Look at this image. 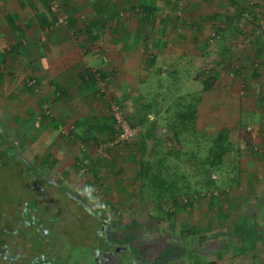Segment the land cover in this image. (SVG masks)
<instances>
[{
	"label": "rangeland",
	"instance_id": "1",
	"mask_svg": "<svg viewBox=\"0 0 264 264\" xmlns=\"http://www.w3.org/2000/svg\"><path fill=\"white\" fill-rule=\"evenodd\" d=\"M47 1L44 9L46 14L49 12V16H52L48 9L52 0ZM57 1L69 16L70 23L67 26H55L74 30L70 40L81 51L83 68L91 74L103 75L105 89L102 92L97 84L86 82L82 87L84 89L77 95L76 86L80 82L70 75L62 83L68 84L69 92L76 96H63L60 84L39 79L36 74L17 78L10 73L12 67L0 72L2 137L17 144L21 158L33 168L34 173L37 170L52 184L61 186L55 188L46 185L33 172L21 168V163L16 164L13 172L0 171V220L20 225V234L8 239L12 256H19L22 262L32 264L35 252L30 249L31 246L41 248L37 241L39 236L34 231L31 232V239L25 240L20 236L27 232L23 228L26 220L24 212L26 204L30 202L31 209L35 211L31 212V216L40 219V215H45L50 217L48 220H55L53 238L49 240V245L44 244L49 256L55 261L52 264H61L62 257L67 264H75L72 260L75 256L90 252L97 245L91 239L95 228L87 221L94 216L92 212L114 222L118 235L128 239L147 264H224V258L220 259V255L230 249H217V244L224 247L228 243L234 246L232 249L248 244L250 250L254 244L264 243L258 241L264 238V88L258 90L256 81L247 77L250 70L260 69L259 62L251 60L245 67L241 65L240 56L231 62L224 60V57L221 59L210 45L215 44L224 33L215 35L217 29L209 21L200 19L204 15H199L200 10L194 9L196 0H148V5L142 0ZM143 6L153 11L152 18L142 10ZM260 15L262 18L259 21L251 15L240 19L244 24L255 27H252L253 37L237 44L241 46H237L238 49L246 48L264 35V12ZM75 16L78 17V26L82 28L80 30L75 26ZM98 20L102 22L103 28L96 27V32L88 31L89 26L99 24ZM115 26V38L118 41L113 43L117 47H100L98 44L112 40L114 33H109V29ZM48 34V31L42 30L38 34L39 42H48ZM99 34L100 39L92 40V36ZM173 37L181 41L176 42L175 46L163 45L165 42L174 44ZM190 37L200 39V47L196 51L199 53L194 57L189 54L192 51L188 49ZM208 39L212 42L204 47ZM141 43L144 47L141 49V64L136 62L137 55L120 57L124 48L125 52L128 50L127 47L131 52L139 51L135 46ZM119 44L125 47L120 48ZM221 44L224 45V38ZM92 45L98 48L92 50ZM131 46L134 48L131 49ZM7 48H0V55L11 49ZM209 53L214 54V58L211 59ZM91 59H96V69L90 64ZM240 66L244 71L241 72ZM200 71H213L223 76L205 95L202 93V82L208 80L210 74H196ZM224 77L229 79L226 82L230 81L231 88L225 87ZM30 80L36 81L34 88L28 86ZM174 83L178 94L176 92L173 100L153 121L157 122L156 135L170 156L173 165L171 173L175 181L189 187L192 193H197L193 194L196 198L192 205L176 208L166 205L160 210L157 203L149 204L144 200V204L139 195L140 138L144 129L135 141L121 147L105 150L101 146L110 143L115 137L112 104L122 108L130 125L135 124L139 105L153 99L156 94L164 92L163 88ZM226 93H231L230 97ZM198 94L201 99L197 102L199 115L195 132L199 134L197 139L200 145L190 134L183 135L180 142H176L168 129V125L175 120L176 105L181 98ZM252 113H257L259 117H254L256 115ZM36 114L40 116V120L35 121L36 130L28 137H23V127ZM43 115L47 118L42 119ZM234 124L242 125L246 133L240 154L243 186L230 188L227 178L217 174L210 178L212 181L214 176L215 181L205 184L200 177L202 170L190 160V154L193 151L198 157H205L218 133ZM249 127L252 129L250 133L246 131ZM66 133L69 135L66 136ZM1 141L2 149L11 148V144ZM80 164H90L92 171L85 166L80 169ZM201 180L203 186L199 184ZM69 191L89 206L92 212L84 211L83 204L68 198ZM191 192L189 194L193 196ZM16 201L18 203L12 206ZM42 206H46L51 216ZM170 213L173 217L165 219V214ZM48 223L44 221L41 228L49 231L51 225ZM189 229L196 231V234L190 235ZM238 234L245 237V241L236 238ZM254 234H259V237L251 240ZM129 257V253L120 257V263ZM247 259L251 258L247 256ZM79 262L89 263L86 259H80Z\"/></svg>",
	"mask_w": 264,
	"mask_h": 264
},
{
	"label": "crops",
	"instance_id": "2",
	"mask_svg": "<svg viewBox=\"0 0 264 264\" xmlns=\"http://www.w3.org/2000/svg\"><path fill=\"white\" fill-rule=\"evenodd\" d=\"M142 1H145L147 3L145 4L143 2V4L148 5V0ZM159 2L162 1L159 0ZM195 2L196 3L194 9L200 10L199 15H201V13H203L204 15L200 19L209 21L212 26H214V29H217L220 33H224V36H221L219 34L221 38L217 42H215V44H213L214 46L210 45L212 49L216 51V53L220 54L219 57L221 59L224 57V60L230 62L233 61V59H235L236 57L240 56L242 58L241 65L245 67L248 66V62L251 60L259 62L260 69L256 71L250 70L251 73L249 72L247 74V77L249 78V80H255V84H257L256 88H258V90H262V87L264 88V35L252 42L246 48H242L241 50L240 48L238 49V47L241 46H238L237 44L243 43L244 40L250 39L251 36L253 37L254 28L252 27H255L251 26V24L248 23L244 24V22H241L242 20L240 19L251 15L254 20H261L262 15H260V13L264 12V0H196ZM47 3V0H0V48L5 49L6 47H11L12 49H9L5 52V54L0 55V67L3 65V67H1L2 69L0 68V72L5 69L9 70V68L12 67L10 73H12L17 78L20 77V75L22 76L26 74H36L39 79L48 80L54 83L56 82L58 85L60 84V87L66 94V96H71V94L72 96H76V94H74L73 92H69L68 84L62 82L65 81L70 75L74 79L78 80L80 83H77L76 89H78L77 95H79V92L84 89L82 88L85 84L84 81H88V71H85V69L83 68V63L80 56L81 51L78 49V46L72 43L70 40V35L74 30L68 27H56L54 18L52 16H49V12H47L46 14V10L44 9V6ZM204 10H206V12H204ZM74 21L76 23L75 26H77L76 28H78L79 30L82 29L78 26V17L75 16ZM98 23L99 24L96 26L94 24L89 26L91 28L88 27V31L93 30V32H96V27L103 28L102 22L98 20ZM116 29V26L109 29V33H114L112 35V40H109L108 42L106 41V44L98 45L104 48L117 47L113 43H117L118 41V39L115 38V32L117 31ZM42 30H46L49 32V41L46 43H41L38 40V34L42 32ZM83 31L84 30H82V32ZM98 33H101V31H98ZM95 38L100 39V34L98 36H92V40H95ZM223 38L224 45L221 44V40ZM172 39L174 41V44H168V42H165V44L163 45L175 46L176 42L179 43L181 41H179L175 37H173ZM190 39L188 42V49L192 51H190L189 54L194 57V55H197L199 53L196 51H198L197 49L200 47V43L198 41L200 39H195L193 37H190ZM164 41H167V39H165ZM100 42L101 41H99V43ZM210 42L212 41L210 40ZM210 42L209 39L208 41H206V43L204 42V47H206V45H209ZM12 44L13 46H10ZM96 47L98 48V46L92 45V50H94ZM124 47L125 45H120V48ZM136 47H138L139 50L137 52L134 50H132V52L129 51V47H127L128 50L125 52L124 48V51L120 54V57L124 56L126 58H129L131 56L137 55L136 62L137 64H141V49L144 48L143 43L135 46V48ZM133 48L134 46H131V49ZM116 55L118 54L116 53ZM138 56L140 57L138 58ZM208 56H210L211 59L214 58V54L209 53ZM243 59L245 60L243 61ZM90 61V64L96 69V59H91ZM130 63H132V61ZM36 66L41 68L39 69ZM242 71L244 70L241 69V72ZM211 73H213V71H208L206 73H202L200 71L196 74L200 76L204 74H210L208 76L209 78L207 79L215 77V84L219 82L220 77H223L222 75L218 76L216 73H213L211 75ZM193 78H197V75ZM228 80L229 79L227 77H224V85L225 87L231 88V86H229L230 81L226 82ZM256 88L255 91H257ZM226 89L228 90V88ZM205 94L206 93H204V95ZM226 95L230 97L231 93H226ZM224 107H227V105L224 104ZM227 110L228 109H226V111ZM197 111L199 115V109H197ZM254 114L256 115L254 117H259L257 113ZM237 125L238 124H234L231 128L229 126H226L224 128L232 130ZM258 235L254 234L251 240H255ZM236 238L241 239L242 241H245L246 239L239 234L236 235ZM258 241H264V238H260ZM232 247L234 246L228 243L224 244V251L230 249L227 253L224 254V264H255L254 262L264 264V243L254 244L253 249L250 250L248 249V244L241 245V247L237 246L238 249H232ZM249 253L251 255H249ZM247 256H249V258L251 259H247ZM254 258L256 259V261H254ZM232 260H236V262L233 263Z\"/></svg>",
	"mask_w": 264,
	"mask_h": 264
},
{
	"label": "trees",
	"instance_id": "3",
	"mask_svg": "<svg viewBox=\"0 0 264 264\" xmlns=\"http://www.w3.org/2000/svg\"><path fill=\"white\" fill-rule=\"evenodd\" d=\"M48 9L50 10V7ZM142 10L146 11L148 13V17L152 18L151 13L153 11L149 7L143 6ZM219 33L220 32H218L217 30L214 34L219 35ZM87 76L88 81H84V83L90 82L91 85L97 84L94 74L88 72ZM101 77L104 78L103 75H101ZM215 81V77L204 80L202 82V93L210 92L214 88ZM172 85L173 86L168 85L165 89L163 88L162 90H164V92L156 94L153 99L146 100L143 104L139 105V108L136 112V123H132V126L137 125L144 129V133L140 138L141 161L138 179L139 195L144 204L146 202H144V200H147L146 203L149 204L157 203V206L160 210L166 205H168V207L171 206L172 208L192 205V202L196 198L193 194L197 193L195 191L192 193L188 189L189 187L187 188L184 184L180 185L175 181L173 174L171 173L173 165L170 163V156L168 152L164 150V148L162 147V141L156 135L157 122L153 120L157 118L162 111H164L167 103L173 100V96L177 91L174 89L176 88V84L174 83ZM62 95L65 96L66 94L62 92ZM200 99L201 96L199 94L187 95L185 98H181V101L177 103L175 120L168 125V129L173 134V138L176 142H180V138L183 135L190 134L196 139V142L199 143V140L197 139L199 137V134L195 132V124L198 116L197 102H199ZM43 118L47 117L43 115L42 119ZM150 118H152V120H150ZM36 120H40V116H38V114L33 116L31 121L26 124L25 127H23V137H28L32 132L36 130ZM39 122L40 121H38L37 123ZM39 126L40 125L38 124V127ZM73 129L75 130V127H73ZM1 134H3L2 130H0V171L8 170L9 172H13V168L16 166V164L21 163V168L24 167L23 169H25L26 171L33 172V168H31V166L28 165L23 158H21V153L17 144L7 137H2ZM245 134V129L240 124H238L232 130L222 129L218 133L216 138L212 140L211 147L208 148L207 155L205 157H198L196 155V152H191L190 160L192 162H195L194 165L196 167L201 168L202 172L200 173V177L205 184H209L210 182L215 181L213 179L211 181L210 178L213 174H217L220 177L227 178L226 180H228V182H226L228 184V187L230 188H239L243 186L244 182L243 173L241 170L240 154L245 144ZM1 139L5 140L6 143L11 144V148L2 149L3 143ZM199 145L200 143L198 144V146ZM84 152L85 151L83 150L82 153ZM80 166V169H82L85 164H80ZM85 167L89 171H92V169L90 168V164L86 165ZM88 170L86 171L88 172ZM34 174L37 175V177L40 178L41 181H43V183H45L46 185L55 187L54 184L47 181L46 177H44L43 174H41L37 170ZM19 177H15V179H19ZM202 180L199 181V184L203 186ZM190 192L193 196H190ZM68 195V198H70L72 201H75L72 196L74 194L69 191ZM185 200L186 203H184ZM18 201L14 202L11 205L13 206L15 203H18ZM29 204H26L25 206L27 217H31L30 212L32 210V203L30 202ZM83 209L86 212H90L85 206H83ZM165 215V219L173 217V214L171 213ZM5 229L7 231H11L10 227L5 226ZM6 230L4 231L2 229L0 220V264L6 262H9L10 264V260L13 257L11 254L12 249L10 248L7 240V236L9 234L6 232ZM189 234L194 235L196 234V231L189 229ZM37 241H39L41 245L40 247L43 248L44 241L40 239V236L38 237ZM218 242L219 240L217 241V243ZM217 249L224 250V247H222V245L220 244H217ZM89 253L90 252H87L83 255H80L79 257L75 256L73 259H71L75 262V264H79L80 259H86L89 262L88 264H93ZM220 257V259H223L224 253H222ZM50 258V262L55 263V261H53L54 259L52 257ZM254 261H256L255 258ZM254 263L260 264L256 262ZM61 264H67L66 260L63 257L61 258ZM209 264H215V262H210Z\"/></svg>",
	"mask_w": 264,
	"mask_h": 264
},
{
	"label": "flooded vegetation",
	"instance_id": "4",
	"mask_svg": "<svg viewBox=\"0 0 264 264\" xmlns=\"http://www.w3.org/2000/svg\"><path fill=\"white\" fill-rule=\"evenodd\" d=\"M46 177V176H44ZM47 181L51 182L46 177ZM55 185V188H59L61 186ZM69 194V192H67ZM73 199L75 201L73 202H80L83 204L90 212H92L89 208V206L85 205L82 200L75 195H72ZM38 207V206H37ZM43 209H45V212L49 213L46 209V206H42ZM40 208V209H42ZM31 212H35L34 209L31 210ZM30 212V215H31ZM25 213V219L23 228L27 230L26 234L21 233V237L25 238V240H28L29 238H33V234L31 232H35L40 236V239L44 241L43 243V248L37 249L32 247L31 248L35 252L34 259L32 261V264H52L50 262L51 258L48 254V251L45 249L44 244L49 245L51 240L53 238L54 233H52V228H55L54 226L55 220H48L50 217H45L40 215V219L45 220H40L39 218H36L35 216L27 217L26 212ZM94 216L90 218L91 220H87L90 224L92 223L94 228V233L92 236V240L97 242V245H94L92 249L90 250L89 256L93 262V264H147L143 257L138 254L137 250L134 248V246L130 243V241L127 239L125 240L122 236L118 235V229L117 226L114 222L108 221L99 215L95 214V212H92ZM49 216L50 213H49ZM30 219V220H29ZM59 220V219H58ZM49 222L48 225H51L49 231H46L45 229L41 228L43 227V222ZM12 222V220H11ZM95 222V223H94ZM6 222V220H1V226L2 229L5 231V226L10 227L11 231L6 232L9 234L7 236V240L9 239L10 236H18L20 225L18 223H10ZM65 224V223H61ZM39 227V228H38ZM13 230V231H12ZM19 236V237H20ZM24 240V241H25ZM26 244V242H24ZM12 252V251H11ZM129 253L130 257L128 260L125 262L120 263V257L125 256V254ZM61 260V258H60ZM10 264H28L27 262H22V258L19 256H13L12 259L10 260ZM9 264V262H7Z\"/></svg>",
	"mask_w": 264,
	"mask_h": 264
},
{
	"label": "built area",
	"instance_id": "5",
	"mask_svg": "<svg viewBox=\"0 0 264 264\" xmlns=\"http://www.w3.org/2000/svg\"><path fill=\"white\" fill-rule=\"evenodd\" d=\"M50 12L55 17V25L57 26H67L69 23V16L62 10L60 3L57 0H52L50 2ZM214 40H216V36L213 35ZM97 85L100 87L102 92H104L105 84L100 74L94 73ZM36 85L35 80H30L28 82V86L31 88H34ZM111 112L112 116L115 122V137L110 142L103 146H101L102 149L107 150L108 148H114V147H121L122 145H125L127 143H131L136 140L137 137H139L143 130L140 126H132L128 123L127 119L123 115L122 108L117 104H112L111 106ZM247 132H251L252 129L249 127L246 129ZM66 136L69 135V133L65 134ZM213 180H215V177H212ZM186 203V200L184 201Z\"/></svg>",
	"mask_w": 264,
	"mask_h": 264
}]
</instances>
